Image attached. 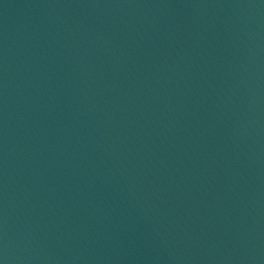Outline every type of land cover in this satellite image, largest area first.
I'll use <instances>...</instances> for the list:
<instances>
[{"label":"water","instance_id":"water-1","mask_svg":"<svg viewBox=\"0 0 264 264\" xmlns=\"http://www.w3.org/2000/svg\"><path fill=\"white\" fill-rule=\"evenodd\" d=\"M0 264H264V0H0Z\"/></svg>","mask_w":264,"mask_h":264}]
</instances>
